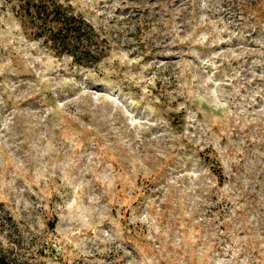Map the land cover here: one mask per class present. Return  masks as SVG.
<instances>
[{
  "label": "rangeland",
  "instance_id": "obj_1",
  "mask_svg": "<svg viewBox=\"0 0 264 264\" xmlns=\"http://www.w3.org/2000/svg\"><path fill=\"white\" fill-rule=\"evenodd\" d=\"M77 61L0 0L9 264H264V0H59Z\"/></svg>",
  "mask_w": 264,
  "mask_h": 264
},
{
  "label": "trees",
  "instance_id": "obj_2",
  "mask_svg": "<svg viewBox=\"0 0 264 264\" xmlns=\"http://www.w3.org/2000/svg\"><path fill=\"white\" fill-rule=\"evenodd\" d=\"M18 11L27 25L46 35L60 53L77 61L97 60L104 47L95 38L93 26L59 0H17ZM0 264H9L0 253Z\"/></svg>",
  "mask_w": 264,
  "mask_h": 264
}]
</instances>
